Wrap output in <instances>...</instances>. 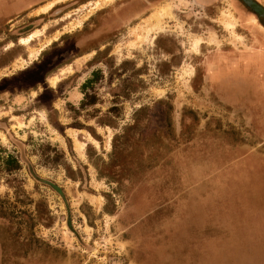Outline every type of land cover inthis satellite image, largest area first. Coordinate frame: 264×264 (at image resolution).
<instances>
[{
	"label": "rangeland",
	"instance_id": "374dc122",
	"mask_svg": "<svg viewBox=\"0 0 264 264\" xmlns=\"http://www.w3.org/2000/svg\"><path fill=\"white\" fill-rule=\"evenodd\" d=\"M248 1L0 0V264H264Z\"/></svg>",
	"mask_w": 264,
	"mask_h": 264
},
{
	"label": "trees",
	"instance_id": "16d2710c",
	"mask_svg": "<svg viewBox=\"0 0 264 264\" xmlns=\"http://www.w3.org/2000/svg\"><path fill=\"white\" fill-rule=\"evenodd\" d=\"M97 76H98V73L96 72L95 74H93V79L91 80H88L86 82V84L83 85V89H86L87 86H90L92 84L93 81L97 80ZM98 102V98H96V96L94 95H88L87 92H84V99L83 101L81 102L80 104V109H84L85 107L87 106H92L94 104H96ZM165 102H158V107H160L161 105H163ZM160 108H163V107H160ZM164 110H165V123H166V128H170V105H168L166 103V106L164 107ZM117 108L113 107V108H110L108 111H107V114H110L112 112H117ZM145 112H148L147 109H140L138 111H135V116H134V123L133 125L127 127L124 129V132L122 134H119V135H115L113 137V141H112V148H113V151L116 152L118 149L121 150L123 146H125V144H127L128 142L131 141L132 137H133V131L134 130H138L140 129L141 127L145 128L147 126V120H148V117L145 119V120H139L138 119V115L140 113H144ZM106 114V115H107ZM99 125L101 126H109L110 125V122L109 125L103 121H99L98 122ZM90 129V128H88ZM91 130V129H90ZM89 130V131H90ZM93 133V131H91V134ZM93 135V134H92ZM130 146H132V144H129L127 145V147L125 149H128V148H131ZM125 149H122V150H125ZM2 164H3V169L7 172V173H11L12 171H15L19 168L16 160L11 157V156H8L6 159H4L2 161Z\"/></svg>",
	"mask_w": 264,
	"mask_h": 264
},
{
	"label": "bare ground",
	"instance_id": "6f19581e",
	"mask_svg": "<svg viewBox=\"0 0 264 264\" xmlns=\"http://www.w3.org/2000/svg\"><path fill=\"white\" fill-rule=\"evenodd\" d=\"M109 2H113L114 0H108ZM48 8V7H47ZM44 10V9H43ZM251 20V22L252 23H254V21H255V19L254 18H251L250 19ZM229 23H231L230 21H229ZM232 25V24H231ZM259 28L261 29L262 27L261 26H259ZM262 30V29H261ZM197 45V44H196ZM56 81V79H53V83Z\"/></svg>",
	"mask_w": 264,
	"mask_h": 264
},
{
	"label": "water",
	"instance_id": "95a60500",
	"mask_svg": "<svg viewBox=\"0 0 264 264\" xmlns=\"http://www.w3.org/2000/svg\"><path fill=\"white\" fill-rule=\"evenodd\" d=\"M248 6H250V8H253V4L250 2V1H248V0H243ZM254 9V8H253Z\"/></svg>",
	"mask_w": 264,
	"mask_h": 264
}]
</instances>
